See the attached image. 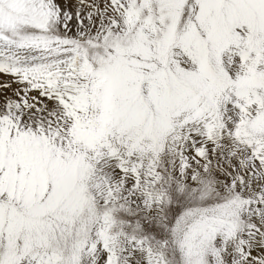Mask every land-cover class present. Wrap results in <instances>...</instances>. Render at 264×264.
I'll use <instances>...</instances> for the list:
<instances>
[{"label": "snow or ice", "instance_id": "obj_1", "mask_svg": "<svg viewBox=\"0 0 264 264\" xmlns=\"http://www.w3.org/2000/svg\"><path fill=\"white\" fill-rule=\"evenodd\" d=\"M0 264H264V0H0Z\"/></svg>", "mask_w": 264, "mask_h": 264}]
</instances>
